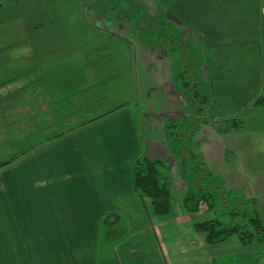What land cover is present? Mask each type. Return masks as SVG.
Returning a JSON list of instances; mask_svg holds the SVG:
<instances>
[{"label": "crops", "instance_id": "obj_1", "mask_svg": "<svg viewBox=\"0 0 264 264\" xmlns=\"http://www.w3.org/2000/svg\"><path fill=\"white\" fill-rule=\"evenodd\" d=\"M116 2L136 21H164L187 43L197 64L198 91L211 101V118L203 123L215 127L237 120L247 132L248 111L264 110L255 105L264 94V0ZM149 47L159 50L153 52L156 60L171 51ZM3 49L0 121L20 140H41L42 135L48 142V149L39 153L46 154L44 168L51 180L64 183L56 187L52 199L43 191L42 199L31 204L25 198L27 170H21L24 174L12 182L17 186L16 213L6 204H2L5 211L0 207V264H251L242 259L252 254L244 253L238 238L209 243L195 229L196 223L204 221H196L183 201L174 204L172 199L169 214L160 216L150 199L134 193L137 160L143 150L127 108L83 120L78 129H60L68 123V110L87 115L98 105L78 107L83 94L81 64H66L59 70L47 64L50 56L5 53ZM170 57L171 71L178 72L180 64ZM240 129L235 130L237 134ZM54 143L59 149L52 155L54 148L49 145ZM37 149L34 146L13 159L6 179L21 160L36 155ZM58 166V178L60 171L67 172L63 181L53 174ZM73 166L75 177L70 170ZM31 169L39 183L38 172Z\"/></svg>", "mask_w": 264, "mask_h": 264}, {"label": "rangeland", "instance_id": "obj_2", "mask_svg": "<svg viewBox=\"0 0 264 264\" xmlns=\"http://www.w3.org/2000/svg\"><path fill=\"white\" fill-rule=\"evenodd\" d=\"M121 7L128 11L124 5ZM138 27H141V20L136 21L130 13L128 19H122L114 10L101 15L97 0H0V50L4 48L2 52H28L43 58L47 55L50 56L47 64L59 70L60 67L75 62L82 65L83 94L78 107L91 103L98 105L94 112L87 115L86 112L79 114L68 110V114H71L68 123L62 124L60 129H78L83 120L118 107L127 108L143 150L141 156H160L164 162L162 167L159 166L161 176L167 178L172 202L177 204L186 196L187 186L182 176L183 159L173 152L166 126L175 120L173 117H190L192 120L194 114L191 115L188 111V105L183 101V93L177 87L181 71L179 55L166 50L169 55L162 60H156L153 52L159 50L142 42L139 30L136 29ZM170 56L180 64L178 72L175 68L171 71ZM262 109L248 111L247 115L250 117L246 121L247 132L239 128L242 130L240 133L233 130L234 133L230 135L219 132L209 123H203L190 147L191 151L206 154L208 170L214 177L222 178L226 190L236 192L243 200L257 199L258 211L264 216ZM55 111L49 110L52 114ZM24 112L27 113V110ZM56 112L63 113L61 110ZM3 130L4 135L0 136V207L4 209L3 205L6 204L15 214L17 209L14 188L17 186L13 187V183L24 174L22 169L27 170L29 188L25 189V198L31 204L34 200L42 199L43 191L52 199V194H56V187L64 182L51 180L44 168H47L43 162L46 154L39 153L48 149V142L42 140V135L39 136L41 140H20L12 133L8 124L0 121V133ZM34 146L38 147L36 155L21 160L10 172L13 173L12 179H6L11 168L10 160L25 153L27 149L30 152ZM49 146L54 148L57 145L54 143ZM58 149H52V155ZM8 161L10 162L5 164ZM31 168L38 172L39 183L36 178L33 179L34 171ZM70 170L75 177V166ZM52 171L58 178L59 166ZM62 172L64 171H60L58 179L63 181L67 172ZM163 181L164 179L161 180ZM193 215L199 222L216 217L205 207ZM242 248H245L244 253L252 254L243 257L244 261L264 264L263 249L254 245H244Z\"/></svg>", "mask_w": 264, "mask_h": 264}, {"label": "trees", "instance_id": "obj_3", "mask_svg": "<svg viewBox=\"0 0 264 264\" xmlns=\"http://www.w3.org/2000/svg\"><path fill=\"white\" fill-rule=\"evenodd\" d=\"M97 4L101 15L114 10L122 19L129 18V12L122 9L116 0H97ZM136 29L145 44L168 47L180 57L181 71L177 87L183 93L189 111L194 115L192 120L175 119L168 123L166 132L172 142L173 152L183 159L182 176L187 186L183 199L185 210L195 213L205 207L216 216L212 220L196 223L195 229L204 234L212 244L236 237L244 245L260 247L263 249L264 259V216L258 211V200H243L236 192L226 190L223 180L214 177L208 170L203 155L190 149V143L200 131L201 124L211 118V101L198 91L197 64L189 46L162 20H142L141 27ZM255 105L264 106V94L256 100ZM225 123L215 125V129L221 133H230L242 127L237 120ZM163 163L160 158H153L151 155L139 157L133 191L140 197L150 199L157 215L167 216L171 208L172 194L167 178L161 176L159 166L162 167Z\"/></svg>", "mask_w": 264, "mask_h": 264}]
</instances>
